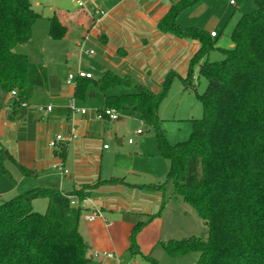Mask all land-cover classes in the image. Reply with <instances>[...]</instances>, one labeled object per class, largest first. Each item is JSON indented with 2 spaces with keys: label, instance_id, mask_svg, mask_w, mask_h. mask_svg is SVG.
<instances>
[{
  "label": "trees",
  "instance_id": "16d2710c",
  "mask_svg": "<svg viewBox=\"0 0 264 264\" xmlns=\"http://www.w3.org/2000/svg\"><path fill=\"white\" fill-rule=\"evenodd\" d=\"M201 1L181 0L158 23L163 33L200 43L185 78L170 73L162 90L156 93L130 76L107 70L97 80L78 78L74 96L85 100L93 84L105 96L103 110L119 114L127 110L154 128L159 148L170 161V171L166 183L147 187L162 190L171 183L175 195L202 218L208 229L206 238L162 242L169 254L199 252L198 264H264V0H253L255 9L242 15L229 49L218 48L207 31L178 23L182 11ZM42 18L33 0H0V98L3 93L16 92L13 113L28 104L38 90L48 87L47 68L32 62L27 54L16 52L32 41L33 27ZM49 22V37L62 40L66 28L57 17L49 18ZM216 49L224 58L212 62L209 56ZM176 76L184 92L198 94L199 77L205 78L208 86L198 95L203 117L193 121L189 139L170 145L158 112ZM118 87L134 91L109 94ZM65 148L61 149V157ZM7 163L25 177L36 175L0 141V173L10 177ZM124 183L123 179L113 178L71 193L42 186L1 201L0 264H90L91 247L80 232L87 210L73 206L71 199L76 197L82 202L102 184ZM41 198L48 201L45 213L33 209V203ZM157 216H151L149 221ZM146 224L138 222L132 230L128 253L133 257L142 255L137 236ZM143 257L157 264L152 253Z\"/></svg>",
  "mask_w": 264,
  "mask_h": 264
},
{
  "label": "crops",
  "instance_id": "0c3cea01",
  "mask_svg": "<svg viewBox=\"0 0 264 264\" xmlns=\"http://www.w3.org/2000/svg\"><path fill=\"white\" fill-rule=\"evenodd\" d=\"M82 1L84 9L75 0H33L34 8L43 15L40 20L46 21L47 30L50 28L51 17H57L66 28L62 40H53L60 54L69 56L71 52L74 56H81L84 52H93L91 55L99 56L101 77L105 71L110 70L121 76H130L156 93L160 92L157 86L170 73L175 72L183 78L187 76L190 61L200 49L199 41L179 38L158 29L159 21L168 14L172 5L181 0ZM229 4L237 9V0L234 5L229 0ZM35 29L36 24L33 35ZM212 32L216 31L208 33ZM220 36L217 33V37L212 39L217 41ZM50 39L48 31L46 40ZM218 44L219 41L217 47ZM90 47L96 49V53L92 49L86 50ZM82 71L93 75L90 70ZM75 72L73 69L71 73ZM67 79L59 90L51 91L47 87L43 93L47 97L46 103L32 106L29 102L21 105L15 113L10 105L13 97L8 94L10 103L7 100L5 108H0V141L19 163L36 172L34 177H25L13 165L17 171L15 177L21 184L27 183L30 188L36 185L28 179H34L38 184L43 181L44 185L40 187L57 186L66 193L80 191L83 186L100 181L123 179L124 184H102L92 191L87 198L89 202L80 224V232L91 247L90 264H139L136 258L140 255L133 257L128 253L132 230L138 222H147L137 236V244L141 256H146L150 248L149 254L153 253L156 248L154 244L158 242L153 234L146 240V251L145 247L141 248L145 242V229L151 224L149 218L162 205L161 193L147 187L157 184L142 180L134 169L117 170L110 166V161L116 159V150H111L110 146L101 144V141H110L112 121H100L96 115L89 117L88 111L86 115L72 111L71 100H74L75 106L78 104L77 108L82 107V103L76 102L74 96L77 79L74 86L68 85ZM48 106L52 107L51 112L46 111ZM120 119L121 113L119 120L115 121L117 129L126 124L125 121L120 122ZM71 132H75L78 138L66 146L64 157H61V150L50 148L49 142L59 134L68 136ZM58 165H64L70 175L60 178L56 169ZM9 172L10 176L14 174ZM2 176L0 173V181ZM3 195L4 191L0 189V202ZM95 208L101 210L104 219L86 221L85 215ZM105 252L113 253L116 257H94L95 253Z\"/></svg>",
  "mask_w": 264,
  "mask_h": 264
},
{
  "label": "rangeland",
  "instance_id": "374dc122",
  "mask_svg": "<svg viewBox=\"0 0 264 264\" xmlns=\"http://www.w3.org/2000/svg\"><path fill=\"white\" fill-rule=\"evenodd\" d=\"M254 9L253 0H237V9L230 6L229 0H202L196 7L182 11L177 21L186 27L196 26L208 32L216 31L221 35L220 39L216 41L217 43L219 41L218 47L229 49L233 45L232 34L238 21L244 13L252 12ZM48 31L46 21H37L31 43L27 47H18L16 52L29 55L32 62L41 63L47 68L48 88L51 91L59 90L73 69L77 72L90 70L95 79L101 77L100 71L102 70L98 65V55L84 52L81 56H74L69 52V56H64L58 52L56 41L46 40ZM90 49L96 53V49L91 47L86 50L89 51ZM223 58L224 55L219 49L214 50L209 56V60L212 62L220 61ZM196 83L198 94L193 91L184 92L182 81L179 77H174L168 95L159 108L158 115L162 120V128L170 145L187 141L193 130V121L203 117V107L198 95L206 90L208 82L205 78L199 77ZM157 88L161 91L162 84ZM133 91L131 88L118 87L109 91V94L122 95ZM44 92L46 89L38 90L30 104L34 106L36 103H46L47 97H44ZM103 95L95 85L91 84L88 87L85 100L76 99V102L82 103V107L78 108L87 110L89 117L95 116L97 112L105 108ZM7 100L10 103L8 94H1L0 108H5L8 104ZM128 112L125 110L121 113L120 122L125 121L126 124H122L120 127L118 125L119 128L117 129V122H110V141H101V144L106 143L111 147V150H116V159L110 161L112 162L110 166L117 170L134 169L142 180L149 183L157 185L166 183L170 171V161L159 148L154 128L130 117ZM139 129L143 130V135H135ZM130 139L134 140L133 145L129 144ZM6 167L14 174L12 173L13 175L10 177L2 176L0 181V189L4 191V195L1 196L2 201H9L30 189L44 185L43 181L38 184L34 179H28L29 182L36 185L31 186V188L27 183L21 184L15 177L17 174L15 167L11 163H7ZM60 178L64 177L60 174ZM159 191L163 202L154 214L159 216L151 220V224L145 229L143 235L145 242L141 250L145 247L146 251L148 243L146 240L153 234L158 241L154 244L156 248L152 253L157 264H198L199 252L191 251L183 255L173 256L162 247L161 243L170 240L181 241L190 237L206 238L208 229L204 221L188 204L175 195L171 183L166 184L165 188ZM47 205V199L41 198L35 201L33 209L35 212L45 213ZM150 251L151 248L145 254L148 255ZM136 262L154 264L152 260L141 255L137 256Z\"/></svg>",
  "mask_w": 264,
  "mask_h": 264
},
{
  "label": "built area",
  "instance_id": "2783aa9c",
  "mask_svg": "<svg viewBox=\"0 0 264 264\" xmlns=\"http://www.w3.org/2000/svg\"><path fill=\"white\" fill-rule=\"evenodd\" d=\"M75 2L78 4V6L80 8H85V4L82 0H75ZM231 5L235 4V0H230ZM102 15H104V13L102 12ZM212 37H217V33L216 32H212L211 33ZM91 54H93V52H91ZM78 78H93L92 74L83 72V71H78L75 73H71L68 76L67 79V84L74 86V82L76 79ZM12 97L16 96V92H12L11 93ZM70 108L72 111L74 112H79L82 115H86L87 114V110L85 109H79L74 105V100H71L70 102ZM44 110V109H42ZM47 112H51L52 111V107L48 106L46 108ZM120 118V114L118 112H116L115 110H111V109H105L101 112H97L96 113V119L100 120V121H118ZM138 135L143 133V130H138L136 132ZM78 138V135L75 132H71L68 136H64V135H57L55 138H53L50 142H49V147L56 149V150H61L62 148H64V146L66 147L70 142L76 140ZM129 144H134V140L130 139L129 140ZM105 149L108 148L107 145L104 146ZM56 169L58 170V172L61 174L62 177H67L70 175V171L68 169H66V167L64 165H58L56 167ZM72 205L73 206H81L82 208H85L87 210V203L89 202L88 199H85L84 201L80 202L76 197L72 198ZM104 219V216L102 215L101 210L99 209H94L92 210L90 213L85 215V220L88 222H93L96 219ZM106 220V219H105ZM95 258H99V257H105L108 259H114L116 256L113 253H95L94 254Z\"/></svg>",
  "mask_w": 264,
  "mask_h": 264
}]
</instances>
